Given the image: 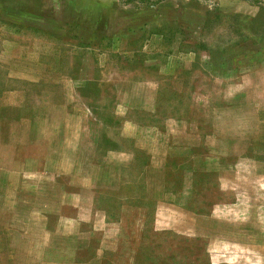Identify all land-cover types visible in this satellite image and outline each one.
Returning <instances> with one entry per match:
<instances>
[{"label":"rangeland","instance_id":"obj_1","mask_svg":"<svg viewBox=\"0 0 264 264\" xmlns=\"http://www.w3.org/2000/svg\"><path fill=\"white\" fill-rule=\"evenodd\" d=\"M0 264H264V0H0Z\"/></svg>","mask_w":264,"mask_h":264},{"label":"trees","instance_id":"obj_2","mask_svg":"<svg viewBox=\"0 0 264 264\" xmlns=\"http://www.w3.org/2000/svg\"><path fill=\"white\" fill-rule=\"evenodd\" d=\"M17 28H19V27H17ZM98 29H100V28H98ZM92 38L98 39L99 38V35L97 33H93L92 34Z\"/></svg>","mask_w":264,"mask_h":264}]
</instances>
